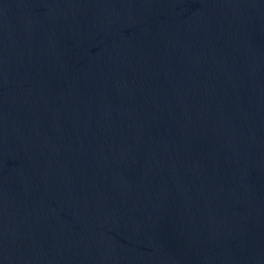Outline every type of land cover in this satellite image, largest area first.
<instances>
[{"label": "water", "instance_id": "1", "mask_svg": "<svg viewBox=\"0 0 264 264\" xmlns=\"http://www.w3.org/2000/svg\"><path fill=\"white\" fill-rule=\"evenodd\" d=\"M0 264H264V0H0Z\"/></svg>", "mask_w": 264, "mask_h": 264}]
</instances>
